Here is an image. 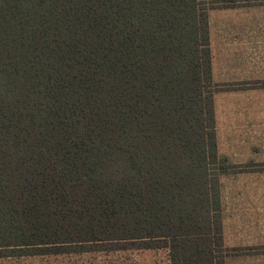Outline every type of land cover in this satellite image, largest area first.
<instances>
[{"label":"trees","instance_id":"1","mask_svg":"<svg viewBox=\"0 0 264 264\" xmlns=\"http://www.w3.org/2000/svg\"><path fill=\"white\" fill-rule=\"evenodd\" d=\"M212 6L0 0V257L225 264Z\"/></svg>","mask_w":264,"mask_h":264},{"label":"crops","instance_id":"2","mask_svg":"<svg viewBox=\"0 0 264 264\" xmlns=\"http://www.w3.org/2000/svg\"><path fill=\"white\" fill-rule=\"evenodd\" d=\"M208 24L212 68L225 76L215 81L227 86L223 130L217 123L218 95L213 98L216 133L223 132L224 139L218 154L226 164L220 176L223 231H264V97L255 83L240 84L264 74V3L232 0L212 7Z\"/></svg>","mask_w":264,"mask_h":264},{"label":"rangeland","instance_id":"3","mask_svg":"<svg viewBox=\"0 0 264 264\" xmlns=\"http://www.w3.org/2000/svg\"><path fill=\"white\" fill-rule=\"evenodd\" d=\"M212 7L224 6L232 0H210ZM241 1V0H238ZM245 3H264V0H242ZM259 13H262L261 11ZM212 56V55H211ZM212 62V59H211ZM212 64V63H211ZM213 81L219 85L214 92L217 100L218 125L224 129V91L227 88L225 76L221 69L214 67ZM213 73V72H212ZM247 76V75H246ZM255 83L262 88L259 92L264 97V74L258 75L255 81L240 82L242 86ZM215 115V112H214ZM216 120V119H215ZM216 125V121H215ZM216 130V128H215ZM216 132V131H215ZM223 132L216 133L217 152L223 148ZM222 144V145H220ZM219 155V154H218ZM226 165V164H225ZM221 178V177H220ZM221 180V179H220ZM221 185V182H220ZM222 190V185H221ZM222 204V201H221ZM222 229H223V204H222ZM224 245L233 249L232 254L225 258V264H264V231H223ZM257 244L249 246L248 244ZM252 247L251 249H248ZM0 264H170L167 249H126V250H95L77 253L32 255V256H5L0 257Z\"/></svg>","mask_w":264,"mask_h":264}]
</instances>
